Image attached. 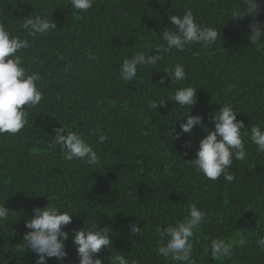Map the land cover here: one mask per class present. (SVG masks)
<instances>
[{
  "label": "trees",
  "instance_id": "16d2710c",
  "mask_svg": "<svg viewBox=\"0 0 264 264\" xmlns=\"http://www.w3.org/2000/svg\"><path fill=\"white\" fill-rule=\"evenodd\" d=\"M243 8V0H95L84 12L71 0H0V22L32 43L21 54L26 70L41 74L37 87L44 97L34 108L25 106L28 123L19 133L0 135V202L10 210L0 224V264H35V254L21 246L25 220L50 202L75 211L64 228L70 233L64 264H78L72 230L95 222L113 232L110 248L98 254L103 264L118 254L139 264H179L157 255L162 241L156 229L184 219L193 203L208 216L193 241L195 264H264V251L256 246L264 235V153L248 139L252 125L264 127V48L249 39V23L264 24V0L259 16L231 17ZM187 9L197 22L220 31L221 39L207 52L200 45L174 50L158 65L139 69L132 82L120 79L123 58L139 50L156 54L163 43L159 33L171 27L169 16ZM28 14H46L57 29L33 41L20 29ZM176 63L185 66L187 79L161 84L160 70ZM181 84L197 88L189 114L202 115L208 128L226 103L244 121L248 158L233 160L232 182L210 180L188 161L206 134L200 126L172 138L180 131L177 119H187V107L166 100L148 108L149 100L168 98ZM60 126L83 133L99 163L85 165L59 146L49 147ZM91 129L107 140L99 143ZM132 224L139 233H131ZM217 237L232 245L220 261L209 255Z\"/></svg>",
  "mask_w": 264,
  "mask_h": 264
},
{
  "label": "clouds",
  "instance_id": "9594fccd",
  "mask_svg": "<svg viewBox=\"0 0 264 264\" xmlns=\"http://www.w3.org/2000/svg\"><path fill=\"white\" fill-rule=\"evenodd\" d=\"M95 0H71L75 10L86 12L92 8ZM163 2V0H158ZM261 0H243V10H236L231 17L244 18L246 16H259ZM170 26L164 27L160 34L163 41L156 54H149L139 50L130 56H125L120 65V79L132 82L137 79L138 70L153 67L164 60L165 55L173 51H184L188 46L200 45L207 52L210 46L221 39V32L215 27L202 25L197 22L191 9L183 11V15L172 14L169 16ZM22 32L35 38L39 35L50 33L57 29L55 21L46 14L26 15L20 25ZM250 44L264 48V24L258 19L249 23ZM32 47L27 37L15 35L2 22H0V135L19 133L28 123V113L25 106L36 107L43 100V93L37 87L42 80L40 73H29L25 68V59L21 54L23 50ZM94 53H88V59H93ZM63 59V57H61ZM165 73L160 77V83L168 79L174 82H183L187 79L185 66L176 63L174 66L160 70ZM197 88L181 84L168 98L152 99L148 101V108L157 109L165 106L166 100H174L178 106L187 107L189 111L186 120H180V131L175 133L173 139H179L183 133H189L194 126H200L206 133L199 141L196 157L188 160L198 173H203L210 180H217L223 176L224 180L232 182L235 175L229 171L233 160H246L248 152L241 129H246L243 120H237V112L231 104H222L214 111L210 119L213 127L204 124L202 115H190V106L197 102ZM176 120V121H177ZM175 126V125H174ZM62 126L54 129L55 138H51L49 147L54 150L59 146L61 153L68 159H77L85 165L99 163L97 150L88 142L83 133L65 131ZM92 135L98 137L99 143L107 140V135L99 129H91ZM248 139L264 153V127L254 124L250 128ZM191 141L185 142V147H190ZM5 201V200H4ZM4 201L0 202V224L9 219L10 210L5 207ZM75 211L57 206L50 202L45 207H35L32 216L25 220L27 231L23 234L22 248L35 254V264H48V260L55 258L59 264L69 256L66 241L70 233L64 228L72 222ZM207 213L195 203L189 206L184 219L169 223L166 226H157L156 232L162 241L156 248L158 256L179 264H195L193 260L194 239L196 233L206 223ZM131 233H139L137 224L130 225ZM113 232L111 227H100L96 222L89 227L84 226L73 229L71 239L76 246L78 264H103L99 257L102 248H110ZM20 244V243H19ZM256 246L264 251V235L256 240ZM210 254L215 261L227 257L232 249L231 243L221 237L210 241ZM111 264H139L135 259L126 258L118 254L110 258Z\"/></svg>",
  "mask_w": 264,
  "mask_h": 264
}]
</instances>
